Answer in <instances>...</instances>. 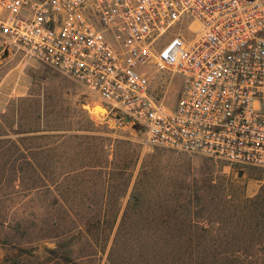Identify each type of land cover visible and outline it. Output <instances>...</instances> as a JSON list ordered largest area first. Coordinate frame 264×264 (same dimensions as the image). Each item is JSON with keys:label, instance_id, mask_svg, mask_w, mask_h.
Segmentation results:
<instances>
[{"label": "built area", "instance_id": "obj_1", "mask_svg": "<svg viewBox=\"0 0 264 264\" xmlns=\"http://www.w3.org/2000/svg\"><path fill=\"white\" fill-rule=\"evenodd\" d=\"M0 38L146 146L264 170V0H0Z\"/></svg>", "mask_w": 264, "mask_h": 264}, {"label": "rangeland", "instance_id": "obj_2", "mask_svg": "<svg viewBox=\"0 0 264 264\" xmlns=\"http://www.w3.org/2000/svg\"><path fill=\"white\" fill-rule=\"evenodd\" d=\"M1 49L0 264H66L48 250L54 248L58 228L68 231L77 226L65 222L64 212L85 211L95 217L99 211L123 210L139 173L144 180L139 189L142 196L128 219L131 239L119 264H154L162 241L188 237L171 235L166 226L184 224L188 209L184 200L191 193L202 199L200 211H210L215 221L222 222L236 216L234 205L245 198L261 191L264 197V170L236 169L205 156L146 146L139 125L112 115L109 120L97 119L94 107L102 106L91 103L79 83L22 53L4 55ZM177 82L178 76L169 88L168 107L176 102ZM63 129L86 135L83 142L88 146L79 151V140L72 138L68 165L61 157H43L39 149L41 130ZM77 166L86 168L82 175L65 174ZM201 217L194 214L193 219ZM248 233L244 255L257 261L250 264H264V224ZM255 237L256 245L250 243ZM72 249V258L79 264L104 262L100 253L87 257L90 252L83 240Z\"/></svg>", "mask_w": 264, "mask_h": 264}, {"label": "trees", "instance_id": "obj_3", "mask_svg": "<svg viewBox=\"0 0 264 264\" xmlns=\"http://www.w3.org/2000/svg\"><path fill=\"white\" fill-rule=\"evenodd\" d=\"M70 129L57 130L56 132H45L41 130L38 138L41 139L40 154L43 157L57 156L61 157L64 164L68 165L70 160V146L72 138H77L78 150L83 151L88 148L83 139L86 135H72ZM70 132V133H68ZM84 152V151H83ZM79 156L80 154L77 153ZM82 155V154H81ZM100 168V167H99ZM84 166L70 167L65 174L76 173L82 175L85 171ZM101 169V168H100ZM109 173V172H105ZM128 175L133 173L128 172ZM144 186V180L140 173L137 175L133 184V190L129 197L127 205L120 210L99 211L98 216H92L89 212L77 210H67L64 212L65 222L77 224V226L68 230L58 228L54 235V248L48 249L54 254L57 261L66 264H79L72 258V245L83 240L87 245V257H94L95 254L105 255L103 264H119V259L124 256V246L130 243L131 226L128 219L134 214L141 198L140 187ZM262 191L253 198H245L239 205H234L236 216L228 217L223 222L215 221L212 218V212L201 210L202 199L197 194L191 193V197L184 200L188 209L185 215L184 224H174L166 226L169 234L188 236L185 239H169L162 241L159 245V251L153 258L154 264H250L257 261L244 255L248 244L247 239L249 229L258 231L264 224V197ZM166 199V198H165ZM195 204V205H194ZM195 208V209H194ZM198 209L197 213L194 210ZM249 209H251L249 211ZM251 212V218L245 214ZM207 212V213H203ZM82 213V215H81ZM202 214L201 220L193 219L194 214ZM82 217L86 219L83 220ZM226 217V216H225ZM64 224H68L65 223ZM253 232L251 233V235ZM255 234V233H254ZM258 235V234H257ZM256 235V236H257ZM253 236V235H252ZM256 240L250 241L256 245ZM130 253L131 248L127 249Z\"/></svg>", "mask_w": 264, "mask_h": 264}, {"label": "bare ground", "instance_id": "obj_4", "mask_svg": "<svg viewBox=\"0 0 264 264\" xmlns=\"http://www.w3.org/2000/svg\"><path fill=\"white\" fill-rule=\"evenodd\" d=\"M100 105H101V104H100ZM101 106H102V105H101ZM102 107H104V106H102ZM102 107H100V106H95V107H94L93 113L95 114V117H96L97 119H102V118H104V119L109 120V118L106 117V109H105V107H104V108H102ZM112 122H113V121H112Z\"/></svg>", "mask_w": 264, "mask_h": 264}, {"label": "water", "instance_id": "obj_5", "mask_svg": "<svg viewBox=\"0 0 264 264\" xmlns=\"http://www.w3.org/2000/svg\"><path fill=\"white\" fill-rule=\"evenodd\" d=\"M1 49V48H0ZM4 52V55L8 54V51L6 49H1ZM123 122H130V119L127 116H123L121 119Z\"/></svg>", "mask_w": 264, "mask_h": 264}]
</instances>
